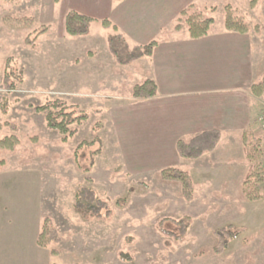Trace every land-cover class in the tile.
I'll use <instances>...</instances> for the list:
<instances>
[{
    "label": "rangeland",
    "instance_id": "rangeland-1",
    "mask_svg": "<svg viewBox=\"0 0 264 264\" xmlns=\"http://www.w3.org/2000/svg\"><path fill=\"white\" fill-rule=\"evenodd\" d=\"M146 2L142 10L149 18L142 20L157 23L161 37L179 25L187 32V18L199 12L215 20L213 32L224 30L227 15L252 32L264 31V0ZM110 3L0 0V139H19L15 150L0 151V264H43L35 249L46 219L61 239L48 248L62 255L53 264H264V184L261 200L243 194L253 171L263 173L264 133L257 119L251 131L260 141L256 162L247 158L242 136L225 140L216 155L168 162V144L120 109L131 87L106 79L118 72L105 64L110 33L101 22ZM71 11L98 19L89 35L66 34ZM7 76L16 85L12 92L5 89ZM53 102L86 116L70 126L75 135L66 143L48 128L46 114L34 111ZM167 166L189 174L192 202L179 184L161 179ZM82 188L110 213L97 217L77 209ZM227 225L242 234L216 255L213 232Z\"/></svg>",
    "mask_w": 264,
    "mask_h": 264
},
{
    "label": "crops",
    "instance_id": "crops-1",
    "mask_svg": "<svg viewBox=\"0 0 264 264\" xmlns=\"http://www.w3.org/2000/svg\"><path fill=\"white\" fill-rule=\"evenodd\" d=\"M146 1L110 0L108 14L103 17V21L109 20L117 28V31L105 29L110 33L108 51L111 55L105 64L109 71L110 68L118 70L116 76L110 72L106 79L125 81L132 89L130 95L119 102L124 103L120 109H125L127 117L137 118V124L148 128L149 134L159 136V141L168 144L170 154L165 158L173 164L185 160L177 152L180 140L215 134L218 144L208 153L210 155H216L231 137H236L235 140L243 137L244 144V135L251 133L264 109V95L257 98L253 94V86L264 78V31L240 34L224 27L217 32L210 29L206 37L193 39L188 30L174 29L168 36L161 37L159 32L155 33L159 28L157 23L142 20V17L149 18L142 10L148 6ZM117 33L130 48L153 41L157 46L150 57L122 66L109 49V38ZM149 80L156 84L157 96L133 99V88ZM233 160L229 158V164H233ZM35 253L43 264H53L62 256L54 258L48 248L39 246Z\"/></svg>",
    "mask_w": 264,
    "mask_h": 264
},
{
    "label": "trees",
    "instance_id": "trees-1",
    "mask_svg": "<svg viewBox=\"0 0 264 264\" xmlns=\"http://www.w3.org/2000/svg\"><path fill=\"white\" fill-rule=\"evenodd\" d=\"M121 1V0H116ZM182 15H187L186 11L182 12ZM97 22L96 19L71 11L68 13L65 21V32L69 37L77 38L90 34V28L93 23ZM188 26L189 36L193 39H199L206 37L211 27L215 24L213 18H205L200 12L195 13L192 17H188L186 20ZM101 26L108 30L114 29L117 31L109 20L101 22ZM225 29L230 32H236L240 34H249L252 32L251 28L243 21L237 20L232 15H227L225 19ZM183 27L181 25L175 27V31H181ZM157 46V42L153 41L145 46H137L132 50L129 47L125 39L120 35L111 36L109 38V49L111 54L116 59L117 63L122 66H127L133 62H136L142 58L150 57L153 54V50ZM11 77L5 78V89L8 92H12L16 89V85L13 83ZM253 94L255 97L260 98L264 95V78L263 80L253 86ZM157 96V86L153 81H146L141 85H137L133 88L132 97L135 100L149 99ZM7 101L3 102V111L6 112ZM35 113H45L47 126L51 130L59 132L63 136V142L66 143L68 139L75 135V131L70 129L73 124H81L86 116L84 113L78 111L76 107H66L58 102H53L42 107L34 108ZM79 113V114H78ZM13 127V126H12ZM14 130V128H12ZM19 139L17 136L6 137L0 139V151L15 150L18 145ZM88 143L87 145H92ZM218 144V136L212 133L202 134L190 140H180L177 143V152L179 156L185 160H195L202 157L205 153L212 152ZM81 144L79 149L82 147ZM244 145L247 149V158L256 162L260 152V141L255 140L251 133L244 135ZM256 154V155H255ZM161 179L166 183H176L182 187V196L187 202H192L195 198L194 188L191 182V178L188 173L176 169L165 168L160 172ZM264 184V177L257 172L253 171L251 176L244 182L243 194L250 201H258L262 199L261 190ZM77 209H86L97 217L101 216V212L106 210L109 214L110 210L106 203L99 202L95 198L93 191L87 188H82L77 194V202L75 204ZM183 220L180 225L183 228ZM165 223V220L161 222V226ZM235 225H227L221 229H217L213 232V235L217 239V244L213 248V253L216 255H223L228 251L232 242L238 240L242 232H236ZM167 233V232H166ZM169 234V233H167ZM170 235V234H169ZM61 239L58 236L57 231L53 227L51 221L46 219L42 226V230L38 236L37 244L41 248H49L52 244H60ZM50 254L56 258L60 256L58 250H51ZM130 260L129 258H126Z\"/></svg>",
    "mask_w": 264,
    "mask_h": 264
},
{
    "label": "built area",
    "instance_id": "built-area-1",
    "mask_svg": "<svg viewBox=\"0 0 264 264\" xmlns=\"http://www.w3.org/2000/svg\"><path fill=\"white\" fill-rule=\"evenodd\" d=\"M257 124L260 130L264 133V109L259 113L257 117ZM262 176L264 177V166Z\"/></svg>",
    "mask_w": 264,
    "mask_h": 264
}]
</instances>
